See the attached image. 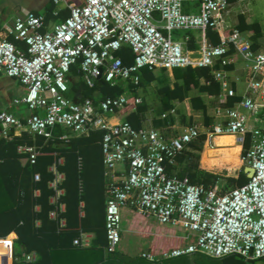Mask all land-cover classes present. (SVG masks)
Listing matches in <instances>:
<instances>
[{"label":"built area","instance_id":"built-area-1","mask_svg":"<svg viewBox=\"0 0 264 264\" xmlns=\"http://www.w3.org/2000/svg\"><path fill=\"white\" fill-rule=\"evenodd\" d=\"M63 1L53 0L55 4ZM187 3L196 9L187 12ZM228 6V0H84L81 5L67 3L68 15L45 31L44 16L24 10L12 27V35L24 48L11 40H0V73L27 90L22 102L31 111L22 122L1 110L3 135L7 136L11 127L26 128L47 138L57 127L70 131L62 138L88 135L92 130L103 132L108 253L118 249L124 209L186 230V244L165 253L166 258L196 253L214 258L239 255L246 260L264 257V113L259 114L264 110V49L254 50L238 29L226 32L224 14ZM208 29L218 33L217 44L208 41ZM180 31L199 33L195 48L188 47V34L177 38ZM123 46L131 47L134 54L129 65L118 54ZM231 52L243 64L244 77L233 78L237 83L243 80L244 90L239 100L223 109L221 119L208 126L205 138L232 134L242 150L246 142L240 158L243 166L253 168V174L243 185L227 190H222L220 181L205 187L167 172L199 136L196 125L179 126L176 122L174 127L179 130L166 135L152 127L137 128L115 120L131 98L127 93L96 103L90 98L73 102L66 95L67 74L77 64L91 80L101 77L112 85L120 81L137 84L145 67H198L211 70L219 84L218 98L225 103L238 93L229 79V66L234 64ZM134 101L138 104L141 99L135 97ZM17 150L34 163L38 154L35 146L20 145ZM59 163L61 159L49 168L54 175L49 186L55 205L49 215L62 227L64 175L57 169ZM73 244L87 245V234L81 232ZM143 256L155 259L151 254ZM35 260L33 252L16 258L19 264H34Z\"/></svg>","mask_w":264,"mask_h":264},{"label":"trees","instance_id":"trees-1","mask_svg":"<svg viewBox=\"0 0 264 264\" xmlns=\"http://www.w3.org/2000/svg\"><path fill=\"white\" fill-rule=\"evenodd\" d=\"M207 35L213 43L219 41V37L211 29L207 30ZM189 37L191 39V35ZM188 47L195 48L196 45L189 41ZM118 54L124 64L132 63L134 54L131 47H121ZM153 70L147 67L142 68L137 84L120 81L112 85L104 78H97L94 80L92 88L84 90L81 100L90 98L96 103L106 97H117L122 93H129L131 97H137L140 86L146 88L154 82H156V94L161 100L166 99V101L171 99L181 101L185 98L186 91L193 88L207 94H216L219 91L218 84L214 81L208 68H173L174 81L172 85L165 82L164 75H156ZM199 78H203L208 84H200ZM128 104L130 105L129 100ZM141 106L139 104L137 109ZM136 114V112H131L125 119L129 121ZM173 118L174 114L171 113L164 117L169 120V124L173 123ZM16 130L15 127L8 129L7 135L9 134L11 139L0 136V159H2L0 163V237L5 236L9 231H14L17 235L13 241V264H19L16 258L20 257L22 253H37L38 259L34 264H58L55 261L58 255L62 260L71 256L81 261L83 258L77 256L93 254L98 249L105 248L107 244L105 211L108 181L104 176V167L102 168L101 161L103 132L92 130L88 135H71L68 138L53 134L51 138H47L42 135H31L26 128H20L18 132ZM0 131H2L1 125ZM205 136V132H200L199 136L181 152L177 161H182L180 163L188 161V163L180 165V168L178 164L168 166V174L180 178L187 177L192 183L205 187H211L219 182L222 177L220 174L198 167L199 153ZM20 145L36 147L38 154L34 163L27 161L23 167L18 166L16 160L26 155L18 152L17 148ZM246 145L245 142L242 154ZM59 159H61V163L57 164V169L64 175L61 184L64 192L60 198L65 207L60 213V217L65 221L62 227H59L58 220L52 219L49 215L55 207L51 202L54 191L49 186L54 175L49 168ZM177 168L180 169L179 172L176 175L172 174V169L176 170ZM36 173L39 174L38 180L34 179ZM248 179L242 168L236 177L227 176L225 178L226 188L223 187L222 190L243 185ZM164 225L176 227L172 224ZM81 232L94 233L95 240L91 250H83V248L72 244ZM183 232L186 234L184 228ZM184 236L182 238L169 237L163 242L166 247L174 249L186 241ZM169 250L164 252L160 250V252L165 254ZM108 254L109 256L115 255V264H151L143 259L126 257L117 251ZM198 261L201 264H264V257L246 260L239 255H228L221 258H210L206 261L198 259ZM258 261L260 263H256Z\"/></svg>","mask_w":264,"mask_h":264},{"label":"crops","instance_id":"crops-1","mask_svg":"<svg viewBox=\"0 0 264 264\" xmlns=\"http://www.w3.org/2000/svg\"><path fill=\"white\" fill-rule=\"evenodd\" d=\"M83 2L84 0H64L59 4H55L53 0H0V40L8 39L13 41L18 47L24 48V44L22 43V41L15 39L14 36L12 35V27L14 20L17 17L21 16L24 10L33 12L37 15L44 16L45 24L42 31H45L52 29L55 23L64 19L68 15L69 11L67 7V3H74L76 5H81ZM228 2H229V6L224 14L225 15L224 24H225L226 32H231V30L233 29L240 30L248 38L254 50L262 51L264 49V0H228ZM194 9H196L194 5L192 6L190 4H187L185 6V10L187 12L192 11ZM214 33L217 35V37H219L218 33L216 32ZM187 34L188 36L191 35L190 42L191 43L193 42V44L196 45V41L199 38L198 32L186 31L182 33V31H180L176 33L177 38H181L182 36ZM207 37H208V41L212 44H217L219 42L218 41L216 43H213L209 35H207ZM230 57L234 60V64L229 66L230 69L229 79L231 81L232 86L235 87V89H237L238 93L236 94V96L229 97L225 103L220 102L218 98V93L216 94H207L206 92L202 93L196 88L186 91L185 98L181 101L176 99H171L167 101L166 99L161 100V98L156 94L160 105L156 110L155 120L157 121H153L152 124L151 122L152 116H150L149 114V112H151L149 109V105L141 104L142 106L138 107L137 109V106L140 103H142V98L138 94L137 97L141 98V102L138 104L135 103L134 99L136 96H132L129 99L130 101V105L128 104L129 107L127 108L128 105L126 104L127 106L121 109V111L118 112V114L115 116V120L127 121L125 119L126 116L131 112H136L137 114L131 117V119H129V121L127 122H129L131 125L137 128L152 127L161 131L166 135L172 134L167 129L168 128H171L173 130L176 129V127L174 126H177L176 122L180 121V117L182 115L184 117L187 116V118L192 123H197V124L203 123L207 126L213 125L219 119H221L219 115H223V109L233 104L235 101L239 100L241 98V92L244 90L243 80L241 81L240 78V82L237 83L233 78L235 75L244 77V70L242 68L243 64H241L239 57L234 52H231ZM153 71L156 75L158 74H162V76L164 75L166 80L165 82H168L169 85H172L174 81L172 69L157 68L154 69ZM208 71L211 72L210 69H208ZM66 83L68 86V91L66 94L67 97L71 101H73L74 99L80 101L84 90L86 88L93 87L94 80H91L88 76L83 74L80 71L79 66L77 64L72 66L70 72L67 74ZM199 83L208 84V82L205 81L203 78H199ZM218 90H219V84H218ZM92 92H96V91H92ZM26 94H27V90L19 82H17L12 77L0 73V111L5 110L11 113L17 119L24 122L25 118L31 113L27 105L22 102V98H24ZM172 109H174V113H173L174 118H173V123L169 124V120L164 119L162 115L170 114L169 112ZM37 111L41 113V110H37ZM261 113H264V110L261 111L259 114ZM149 117H150V122L148 120ZM147 120H148V124H146ZM181 124H183V121L181 122ZM15 129H17L16 132H18V128ZM53 132L52 134H55V136L61 137L65 134H68L70 131L59 127V128H55ZM0 136L7 139L12 138L11 136H9V134L7 136L3 135L1 131H0ZM231 137L233 136L221 137L218 135H214L211 139L213 140L215 138L228 139ZM205 140L204 142L206 143ZM214 143H218V142H214ZM201 152L199 153L198 167L200 169H204L219 174V172H217L216 170L207 169L202 165ZM27 161L29 160H28V156L26 155L16 160L19 167H23ZM1 162L2 159H0V163ZM180 162L177 161L179 168L180 165H186L188 163V161H186L187 163L186 162L180 163ZM179 168H177L176 170L172 169V174L174 173L176 175L180 170ZM34 179H35V175H34ZM37 224L39 223L37 222ZM124 224L126 227L123 230L124 235L132 234L135 235L138 240L144 238L149 240V246L146 249L141 248V251H143L141 254L133 255L132 251H133L134 243H131L129 240L124 241L123 239V243L121 244V247H119L116 251L123 254L126 257L143 259L149 261V263L151 264H201L200 261H198V259L204 261L210 258L215 259L214 257L202 253L192 254L193 255L192 257H190L191 255H183L172 258L164 257L163 256L164 254H162V252L168 251L169 249H173V248H169V246H167L169 248L168 249L164 244L165 242L163 241H165L169 237L182 238L183 236L182 235L183 228L179 225L172 224L173 226H176L174 228L172 226L160 224L161 226L159 227L157 224H153V222L148 221L146 217H144L143 215L130 212L129 210H125ZM178 229L179 231H175ZM83 233H86L88 236V244L79 247L83 248V250L86 249L91 250V246L93 245V241L95 240V235L94 233H89V232H83ZM16 238L17 235L14 231H9L5 236L0 237V264H13L14 262L13 254H12L13 241ZM183 244L182 245L180 244L178 247L183 246ZM178 247L176 246L174 247V249ZM160 250H162V252H160ZM139 251H140V247H139ZM143 254H151L155 257V259L148 260L145 256H143ZM35 255H36V259H38L37 253H35ZM77 257L83 259L79 261L77 258H72L71 256H68L64 260H62L61 256L58 255L55 261L58 264H115V255L109 256L105 248L98 249L97 252L93 254H89V255L81 254V256H77Z\"/></svg>","mask_w":264,"mask_h":264},{"label":"rangeland","instance_id":"rangeland-1","mask_svg":"<svg viewBox=\"0 0 264 264\" xmlns=\"http://www.w3.org/2000/svg\"><path fill=\"white\" fill-rule=\"evenodd\" d=\"M155 88H156V82L150 84L148 87H146L144 89L141 88V86L138 89V94L142 98V103H140V104L149 105V109L151 111V112H149V114H150V116H152L151 117L152 124H153V121H157V120H155L156 110L160 105L159 100L156 96ZM127 94L129 95V97H131V94H129V93H127ZM148 120L150 122V117L148 118ZM148 120H147L146 124H148ZM180 121L181 122L183 121V124H181ZM180 121H179V123L181 125L179 124V126H184L187 124L188 125L193 124V125H196L200 131H205L208 128V126L203 124V123H200V124L192 123L187 118V116L184 117L182 115L180 117ZM167 130L170 133H173V132H177L179 129L173 130L171 128H168ZM205 141H206V143L204 142L205 146H204V143L202 142V149L203 150L201 149L202 152L200 151L201 152V163L205 168L210 169V170H216L217 172H219V174L222 176L219 179L220 185H221L220 187L223 188V187H225V185L227 183L225 178L227 176L236 177L238 172L243 168L242 161L240 158L242 148L240 147V144L236 142L235 136L228 138V139H225V138L216 139L215 138L214 140L213 139H210V140L206 139ZM214 142H218V143H214ZM203 146H204V148H203ZM133 213H137V212H133ZM124 218H125V210L123 209L121 211V226H120L121 238H120V243L118 245V248L121 247V244L123 243V239H124V241L129 240L131 243H134L132 254L133 255L141 254L143 252V251H141V248L146 249L149 246V240L146 238L138 240L136 238V236L132 235V234H125L124 235L123 230L126 228L125 224H124ZM146 219L150 222H153V224H157L159 227L161 226L154 219H150V218H146ZM175 231H177V230H175ZM184 234L185 233L182 231L183 236H184ZM185 244H186V242L183 245H185ZM139 247H140V251H139ZM192 256L193 255H191L190 257H192ZM256 263H260V261H258ZM250 264H253V263H250Z\"/></svg>","mask_w":264,"mask_h":264},{"label":"water","instance_id":"water-1","mask_svg":"<svg viewBox=\"0 0 264 264\" xmlns=\"http://www.w3.org/2000/svg\"><path fill=\"white\" fill-rule=\"evenodd\" d=\"M73 102H77V99H74ZM243 171L245 172L248 178H250L253 174V168L248 165L243 166Z\"/></svg>","mask_w":264,"mask_h":264},{"label":"bare ground","instance_id":"bare-ground-1","mask_svg":"<svg viewBox=\"0 0 264 264\" xmlns=\"http://www.w3.org/2000/svg\"><path fill=\"white\" fill-rule=\"evenodd\" d=\"M218 136H221V137H227V136H233L232 134H220ZM233 169V168H232Z\"/></svg>","mask_w":264,"mask_h":264}]
</instances>
